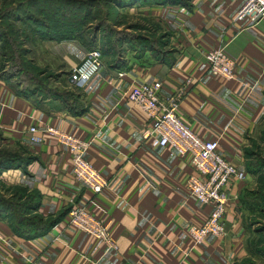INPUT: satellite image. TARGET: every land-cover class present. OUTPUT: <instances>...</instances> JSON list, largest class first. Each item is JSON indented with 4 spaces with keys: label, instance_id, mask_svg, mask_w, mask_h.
<instances>
[{
    "label": "crops",
    "instance_id": "obj_1",
    "mask_svg": "<svg viewBox=\"0 0 264 264\" xmlns=\"http://www.w3.org/2000/svg\"><path fill=\"white\" fill-rule=\"evenodd\" d=\"M243 1L190 0L189 7L142 9L165 25L169 55L148 49L104 58L81 87L85 105L79 115L50 108L49 100L35 106L0 78V134L33 157L26 171L38 194L37 212L58 215L45 233L30 238L16 235L0 219V264H238L245 250L236 199L252 177L230 183L236 199L226 203L223 234L206 236L191 248L184 228L203 221L211 204L186 193L192 172L187 162L141 139L147 116L125 100V93L149 83L157 86L160 99L177 97L184 123L202 139L216 140L226 159L243 169L245 141L264 115V19L254 25L235 21ZM60 43L85 49L76 41ZM215 48L233 60L232 79L207 71L203 54ZM82 56H66L68 68ZM32 124L52 125L87 142L84 158L107 179L106 188L92 195L74 181L67 152L47 134L40 144L28 145ZM70 205L85 206L102 220L116 248L68 225Z\"/></svg>",
    "mask_w": 264,
    "mask_h": 264
},
{
    "label": "rangeland",
    "instance_id": "obj_2",
    "mask_svg": "<svg viewBox=\"0 0 264 264\" xmlns=\"http://www.w3.org/2000/svg\"><path fill=\"white\" fill-rule=\"evenodd\" d=\"M153 1L147 0L145 4L140 0H0V78L10 89L32 94L33 102L48 98L50 108H83L82 88L68 80L72 68L66 65V56L74 60L100 45L108 47L107 55L101 56V65L104 58L126 51L137 53L148 47L169 55L165 25L141 12L146 7L155 8ZM173 1L182 5L190 2ZM61 38H76L87 48L51 41ZM30 157L23 145L0 135L1 165L15 160L22 163L19 168L0 167V208L8 216L6 221L22 230L30 228L23 222L39 221L40 217L26 204L34 190L25 165ZM243 160V169L252 182L243 185L239 194L245 250L239 261L264 264V115L245 141Z\"/></svg>",
    "mask_w": 264,
    "mask_h": 264
},
{
    "label": "built area",
    "instance_id": "obj_3",
    "mask_svg": "<svg viewBox=\"0 0 264 264\" xmlns=\"http://www.w3.org/2000/svg\"><path fill=\"white\" fill-rule=\"evenodd\" d=\"M263 19L264 0H244L234 17L235 21L246 20L251 25ZM203 58L212 76L222 80L233 78L234 62L222 48L206 51ZM100 65V52L97 49L87 50L81 62L70 70L69 82L75 87H82L98 72ZM125 100L147 116L148 127L141 132V139L150 147L167 148L170 156L187 162L192 172L185 180L186 193L197 202L211 204L203 221L189 223L184 228L190 247L199 246L206 236L223 234L226 203L236 199L230 195L229 185L245 179L247 174L244 169L226 159L216 140H204L196 135L177 111L178 98L160 99L155 84L140 83L129 88ZM26 132V142L32 146L42 142V134L52 137L68 154L73 180L92 195L106 188L107 179L84 158L87 142L48 124H32ZM65 216L68 225L100 239L108 248H116L107 225L85 206L70 205Z\"/></svg>",
    "mask_w": 264,
    "mask_h": 264
},
{
    "label": "trees",
    "instance_id": "obj_4",
    "mask_svg": "<svg viewBox=\"0 0 264 264\" xmlns=\"http://www.w3.org/2000/svg\"><path fill=\"white\" fill-rule=\"evenodd\" d=\"M139 1V0H138ZM142 1V2H141ZM141 3H145L147 4V0H140ZM153 4L154 6H165V5H170V6H175L173 4H177V5H181L183 7H189L190 6V2L188 5H182L180 4L179 2L177 1H173V0H154L153 1ZM51 41H56V43H59V42H64V41H76L78 42L79 45H81L82 47H84L85 49L87 48L86 47V44L85 43H82L80 42L78 39L76 38H61L59 40H54L52 39ZM96 49V48H94ZM151 50L154 54H162L160 52H157L155 51V49L151 48V47H148L146 49H142L141 51H144V50ZM97 50L100 52L101 56H104V55H107L106 51L108 50V47H104L102 45H100L99 48H97ZM135 51V50H134ZM139 51V52H141ZM136 52V51H135ZM105 57V56H104ZM115 57V56H113ZM112 57V58H113ZM9 88V87H8ZM10 89V88H9ZM11 91H13L14 93L22 96L23 98L27 99V100H30V96L32 94H26V93H18L12 89H10ZM56 100H58L57 98H55ZM43 101L45 100H49L48 98H43L42 99ZM41 100V102H43ZM31 101V100H30ZM32 104H34L35 106H37L40 102L38 101V103L36 102H33L31 101ZM67 112H69L70 114L72 115H79L82 113L83 111V108H79V109H75V108H66ZM1 135V134H0ZM32 158V159H31ZM9 160V159H8ZM15 160V159H14ZM28 160V159H27ZM30 160H33V157L31 156L30 157ZM29 160V161H30ZM10 161V160H9ZM13 163L11 164H6V165H1L2 163H0V167H6V168H10L11 166H13V168H19L21 166L22 163H19L17 160L15 161H11ZM29 162H27L26 164H28ZM25 164V165H26ZM22 171H24V169H22ZM33 193H31V200L26 202L27 205H29V209L31 210L32 213H35V214H38L40 217H39V221H32V220H27L23 223L27 224L30 226L29 229L27 230H22L18 227V225H16L15 223H12L11 221H6V218L8 217L6 215V212H4L5 210L4 209H1L0 208V219L6 221V223L8 224V227L10 228V230L15 233L16 235L18 236H21V237H25V238H30V237H34V236H37V235H41L43 233H45L56 221L57 219V216L58 215H54V216H42L39 212H37V206H38V194L36 193L35 190L32 191ZM239 197L240 195L237 196V199H236V205H237V209H238V202H239ZM68 208H65V213L67 211ZM8 219V218H7ZM38 219V218H37ZM238 264H240V261L238 262Z\"/></svg>",
    "mask_w": 264,
    "mask_h": 264
}]
</instances>
